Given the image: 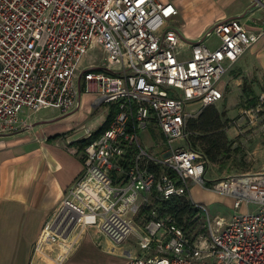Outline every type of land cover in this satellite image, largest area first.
Returning a JSON list of instances; mask_svg holds the SVG:
<instances>
[{"label": "built area", "instance_id": "obj_1", "mask_svg": "<svg viewBox=\"0 0 264 264\" xmlns=\"http://www.w3.org/2000/svg\"><path fill=\"white\" fill-rule=\"evenodd\" d=\"M176 15L160 0H0V135L28 126L40 110L75 111L81 92L113 112L81 150L82 170L27 264H65L89 228L113 245L134 236L143 255L127 254L122 264H264V173L207 179L208 161L185 130L203 107L223 99L219 82L259 35L228 19L185 45L171 24ZM210 36L216 46L204 43ZM92 48L98 64H82ZM194 103L201 107L187 112ZM148 128L158 132L154 152V143L140 139ZM94 132L83 126L80 138ZM191 185L229 198V220L210 221L190 197ZM172 197L195 210L184 227L154 210L136 223L139 211Z\"/></svg>", "mask_w": 264, "mask_h": 264}, {"label": "crops", "instance_id": "obj_2", "mask_svg": "<svg viewBox=\"0 0 264 264\" xmlns=\"http://www.w3.org/2000/svg\"><path fill=\"white\" fill-rule=\"evenodd\" d=\"M160 1L170 2L176 8L177 15L171 24L185 45L200 40L214 23L228 19H236L246 31L258 34V40L234 64L238 67L235 82L239 86V79L250 81L254 78L252 82L259 83L264 90V0ZM196 17L200 18V25L188 35L190 30L186 26L192 19L197 21ZM210 38L212 36L205 38L204 43L209 45L207 42ZM184 55H188V49ZM100 57L99 50L92 48L82 64L96 65ZM256 88L258 86L255 84L253 90ZM82 93L79 95L78 109ZM86 94L90 96L89 107L96 111L103 106L106 114L102 123L94 125L96 131L112 109L105 105L93 107L91 104L95 96ZM44 110H51L49 113L53 116H41L40 110L31 115L28 126L11 134L0 135V264L28 263L32 246L45 223L82 170L81 150L72 144L79 140L80 135L70 133L68 129L54 134L57 133L55 125H45L75 111L61 115L54 109ZM50 119L53 120L49 122ZM69 149L75 150V153ZM258 170L261 171L253 174L264 173V168ZM136 217H142V213L139 211ZM77 241L76 249L65 264H122L127 260V254L143 255L130 239L113 245L95 228L84 231ZM149 254L151 252L144 255Z\"/></svg>", "mask_w": 264, "mask_h": 264}, {"label": "rangeland", "instance_id": "obj_3", "mask_svg": "<svg viewBox=\"0 0 264 264\" xmlns=\"http://www.w3.org/2000/svg\"><path fill=\"white\" fill-rule=\"evenodd\" d=\"M195 17V16H194ZM192 19L186 28L189 32L197 30L200 25V18L196 17L197 21ZM183 30V29H182ZM189 37V36H188ZM211 46H216L217 40L212 37L207 42ZM97 53H93L96 55ZM238 67L235 65L225 74L219 82V88L224 87L223 99L215 105L217 111L224 113L222 118L224 121V135L226 140L225 155L218 160L217 163L208 161L205 177L207 179H215L228 175H235L242 179H252L260 174L257 173L259 168H264V90L259 87V83L249 81L246 78L239 79V86H236L235 78L238 76ZM254 83V84H253ZM256 84L258 88L253 90ZM260 88V89H259ZM90 96L86 93L81 95V106L77 111L67 115L62 119L50 122L45 125H55V129L59 134L63 130H69L70 133L82 136V127L87 125H97L102 123L105 118L104 107L93 111L89 107ZM201 107L200 104L194 103L186 106L187 112L196 111ZM258 109V111L256 110ZM49 112L51 110H41L40 115L52 117ZM57 118V117H55ZM94 129V128H93ZM152 136L149 141L148 137ZM189 136V134H188ZM81 139V138H78ZM140 139L144 145L154 143L152 151L156 150L155 146L158 140V132L152 128H148L140 134ZM179 146L186 147L185 141H180ZM190 197L198 204L205 207L210 221L222 218L228 221L233 214V209L230 208L231 200L222 196L203 190L198 186H190ZM255 206L250 204L251 210ZM242 209L241 212H245ZM142 217H135L137 224H140ZM137 229V227L135 226ZM191 233V232H190ZM130 241L134 242V236L129 237ZM103 239H101L102 241Z\"/></svg>", "mask_w": 264, "mask_h": 264}, {"label": "trees", "instance_id": "obj_4", "mask_svg": "<svg viewBox=\"0 0 264 264\" xmlns=\"http://www.w3.org/2000/svg\"><path fill=\"white\" fill-rule=\"evenodd\" d=\"M113 112L108 113L105 122L88 139H79L72 143L82 150L108 125ZM224 113H219L215 105H208L201 109L200 113L187 121L185 130L188 132L189 142L195 150L204 155L207 161L217 163L227 149L224 135ZM154 210L157 216H172L179 226L184 227L187 220L195 212L184 197H172L165 201H157L154 207L144 208L140 213Z\"/></svg>", "mask_w": 264, "mask_h": 264}]
</instances>
